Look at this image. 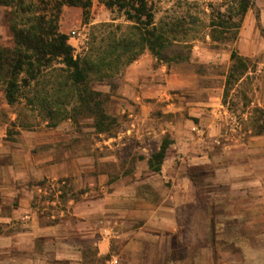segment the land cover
<instances>
[{
  "label": "crops",
  "instance_id": "crops-1",
  "mask_svg": "<svg viewBox=\"0 0 264 264\" xmlns=\"http://www.w3.org/2000/svg\"><path fill=\"white\" fill-rule=\"evenodd\" d=\"M259 29L215 43L230 48L218 74L196 66L222 48L171 64L146 51L103 81L114 135L90 118L87 139L68 122L0 139V264H264V133L251 122L264 86L241 109L224 101L231 52L257 63Z\"/></svg>",
  "mask_w": 264,
  "mask_h": 264
},
{
  "label": "trees",
  "instance_id": "trees-1",
  "mask_svg": "<svg viewBox=\"0 0 264 264\" xmlns=\"http://www.w3.org/2000/svg\"><path fill=\"white\" fill-rule=\"evenodd\" d=\"M193 1L197 11H175L157 19L156 0H105L107 7L116 10L130 23L105 22L94 33L87 47L75 53L70 36L61 31L59 19L64 5L81 6L84 19L92 0H0V5L18 8L11 24L14 45H0V84L9 104L22 103L30 112H37L50 127L80 116L94 119L97 132H109L116 122L105 110L108 96L92 86L93 81H107L119 76L131 63L149 50L158 62L171 64L190 59L193 43L200 35H208L211 44L236 42L247 12L256 0ZM28 2V3H27ZM160 3V1H159ZM25 5V6H24ZM20 17V18H19ZM258 26L264 27L257 13ZM208 30V31H207ZM207 31V33H206ZM232 64L226 79L225 102L237 107L235 96L242 93L241 83L249 81L257 66L251 59L231 52ZM243 107L251 101L241 94ZM255 132L264 133V109L253 108ZM169 140L152 155L153 168L160 169ZM154 163L156 165H154ZM96 261L90 257V263ZM99 261V260H98ZM52 264H71L53 261ZM86 264V263H85Z\"/></svg>",
  "mask_w": 264,
  "mask_h": 264
},
{
  "label": "rangeland",
  "instance_id": "rangeland-1",
  "mask_svg": "<svg viewBox=\"0 0 264 264\" xmlns=\"http://www.w3.org/2000/svg\"><path fill=\"white\" fill-rule=\"evenodd\" d=\"M29 1V0H26ZM158 1L157 7L160 11H158L157 19L161 15H167V13H173L175 11H180L183 13L187 10L194 12L197 11L195 7L189 5V3L197 0H156ZM160 1V3H159ZM206 1H221V0H205ZM37 2L38 7H44L41 4V0H35ZM202 3V0H199ZM16 3L19 5V0H16ZM28 3V2H27ZM260 5V6H259ZM261 5L264 6V0H256L255 5L250 10V15L248 20L243 22V27L245 29H259L256 21V13L257 11L261 12ZM25 6V5H24ZM15 6L11 5H0V45L12 47L14 45L13 33L11 31V24L17 16ZM262 14V23L264 24V15ZM87 22L84 19V9L81 6H70L64 5L62 7V11L59 19V27L60 30L67 33L70 36L69 43L74 49V52L80 53L87 47L90 38L94 33H97L101 30L100 25L105 22H115L122 24V30H125L126 26L130 23L125 19L123 15H121L116 10L110 9L107 7L105 0H92V5L88 9ZM20 18V17H19ZM260 30V29H259ZM208 31V30H207ZM206 31V33H207ZM223 47L226 49V54L229 51V46H224L223 44H211L210 37L208 35H200L198 39H196L193 43V47L191 50L190 59H194L195 55L198 58L200 54L205 53L210 49L222 48V53L217 62H211V64H198L196 66L197 70L208 73L215 72L220 73L223 72V69L227 66V62L229 61L223 59L225 53H223ZM232 48V46H231ZM149 51V50H146ZM145 51V52H146ZM264 56V53H261L255 59L257 61L253 63L257 66V72L251 74L252 78L249 81H245L240 84L239 90L242 91L243 94L249 95L253 94L255 98L256 95H260L263 91V74L264 67L259 63L260 58ZM189 59V60H190ZM189 61H182L177 63H186ZM109 81V80H107ZM212 82V81H211ZM216 82H212L215 84ZM93 88L96 90L101 89L104 85L103 81H93ZM233 100L237 101V108L241 109V104L243 100L241 99V94H238V97L235 96V91H231ZM22 103H16L11 105L8 103L5 93L3 91L2 85L0 84V139H21V137L28 133H33L34 131H38L41 129H45L50 127L47 125L46 120L43 117H40L37 112H30L29 108L24 105L23 100ZM107 101L104 103V107L106 110ZM90 119L88 116H80L76 119L69 118L63 122H68V126L65 127L66 130L70 131H78L81 134L85 133L83 139H87L92 136V132L87 129L90 122H87ZM92 119V118H91ZM116 119V117H115ZM71 121V122H70ZM85 121V122H84ZM60 123V124H61ZM71 123V124H70ZM119 123L116 119V122L113 124L112 129L109 132H105L109 135H114L119 130ZM104 133V132H101ZM97 138H100L96 135ZM259 257V256H258ZM257 257V258H258Z\"/></svg>",
  "mask_w": 264,
  "mask_h": 264
},
{
  "label": "built area",
  "instance_id": "built-area-1",
  "mask_svg": "<svg viewBox=\"0 0 264 264\" xmlns=\"http://www.w3.org/2000/svg\"><path fill=\"white\" fill-rule=\"evenodd\" d=\"M106 264H120V259L117 255H112Z\"/></svg>",
  "mask_w": 264,
  "mask_h": 264
}]
</instances>
